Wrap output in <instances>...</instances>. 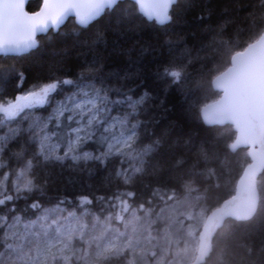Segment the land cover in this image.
<instances>
[{"label":"trees","instance_id":"1","mask_svg":"<svg viewBox=\"0 0 264 264\" xmlns=\"http://www.w3.org/2000/svg\"><path fill=\"white\" fill-rule=\"evenodd\" d=\"M41 3L31 0L27 9L36 11ZM128 7L125 0L106 10L87 31L70 18L57 32L41 35L36 49L0 56V264L27 263L23 253H14L12 242L18 237L8 232L10 227L46 212L64 216L66 210L73 213L83 208L89 222L97 212L106 214L112 209L125 220L133 210L139 215L133 225L137 221L141 229L151 227L156 234H165L154 250L130 253L121 249L99 256L97 246L88 245L75 257L60 255L53 263L43 264H176L174 252L181 247L183 235L169 216L178 208H190L192 201L206 218L234 195L251 161L247 149L230 150L236 136L233 127L207 125L201 108L220 96L212 79L229 66L235 52L263 32L264 0H197L187 11L185 0H178L171 9L174 20L170 25L157 27L153 22L148 26L145 22L138 33L129 30ZM78 31L81 36L74 37ZM97 31L107 37L106 45L96 49L104 63L98 73L72 87L61 83L43 104L36 102L27 112H15L13 104L24 100L40 80L49 78L50 64L52 72H62L59 62L64 57V65L74 72L85 60L92 61L93 51L76 41L91 39ZM65 46L70 48L67 55L60 51ZM165 64L170 65L169 73L179 72L178 82L160 72ZM17 71L26 73L21 86L16 84ZM81 87L103 93L106 111L102 115L118 114L126 130L134 133L132 138L122 150L107 149L98 125L99 137L86 144L88 156L67 154L64 144L57 153H48L44 147L41 152L39 124L53 112L57 101ZM145 90L150 95L138 103ZM61 131L64 134L65 129ZM21 175L25 181L17 189ZM258 191L253 217L245 221L227 218L204 264H264V171ZM169 230L179 237L162 254ZM183 255L188 264L195 258L188 249Z\"/></svg>","mask_w":264,"mask_h":264},{"label":"rangeland","instance_id":"2","mask_svg":"<svg viewBox=\"0 0 264 264\" xmlns=\"http://www.w3.org/2000/svg\"><path fill=\"white\" fill-rule=\"evenodd\" d=\"M34 92L35 88L26 93L27 96H24V100L13 104L16 108L15 112L22 110L27 112L36 104L37 97L30 95ZM101 94L103 93L95 89L81 87L61 101H57L53 112L47 115L43 122L41 121V125L39 124L41 132L37 136L43 143L46 152L57 153L60 146L64 144V152L67 154L88 156L90 153L86 144L99 137L98 125L102 126L101 135L105 138L107 149H124L133 136V132L126 130V125L118 118V114L116 116L102 115L106 110L103 111L102 108L105 96ZM63 128L65 132L60 134ZM24 181L25 179L21 175L15 188H22ZM190 202V208H178L175 215L169 216L178 224L183 235L181 247L178 252H174L177 256L176 264H188L184 259L185 255H183L185 249H188L191 258L196 255L199 226L202 225L205 218L202 210L195 209L194 203ZM66 211L68 212L64 216L52 214L55 211L46 212L44 216L36 220L19 227H10L8 232L18 237L12 242L14 253H23V257H26V264L53 263L55 257L60 255L75 257L88 245H91L92 248L97 246L96 254L99 256L121 252V249H129L130 253L141 249H158L159 239L165 234L158 235L151 227L141 229L140 226H137V221L135 222L136 226L133 225V219L137 216V220L139 217L133 210H130L125 216L127 218L125 220L114 214L115 211L112 209L106 214L97 212L93 222L88 221L86 216L88 212L85 213L84 211L87 210L84 208L73 213L71 210ZM154 219L156 218L154 217ZM116 220L122 221L118 223ZM166 235L168 241H165L166 245L160 250L162 254H167L174 238L179 237L176 232L171 230L166 232ZM30 249L34 252L31 253ZM171 259L175 260V256Z\"/></svg>","mask_w":264,"mask_h":264},{"label":"water","instance_id":"3","mask_svg":"<svg viewBox=\"0 0 264 264\" xmlns=\"http://www.w3.org/2000/svg\"><path fill=\"white\" fill-rule=\"evenodd\" d=\"M40 9L39 16L29 15L15 6L14 0H0V55H21L36 49L39 36L51 30L57 32L70 18L79 24L80 13L85 10L83 0H53L50 8L41 4ZM106 9H110L107 4L90 24ZM32 40L38 42L29 48ZM212 85L221 95L201 108L204 122L232 125L236 137L230 150L235 153L248 148L251 162L237 182L235 194L207 215L191 264L205 263L227 218L247 220L259 203L258 178L264 170V30L256 40L232 55L230 65L212 79Z\"/></svg>","mask_w":264,"mask_h":264},{"label":"snow or ice","instance_id":"4","mask_svg":"<svg viewBox=\"0 0 264 264\" xmlns=\"http://www.w3.org/2000/svg\"><path fill=\"white\" fill-rule=\"evenodd\" d=\"M178 0H128L129 7L127 12L129 14L128 18L132 20L129 30L136 31L137 33L142 31L145 27V22L148 26H151L153 22L157 27H167L170 25L174 16L170 12V7L176 4ZM15 6L19 7L23 12L28 13L29 15L39 16L41 13V9L38 8L35 13L30 12L27 9L28 0H14ZM53 0H42V7L48 6L51 7ZM123 0H83L84 11L80 13L79 17V25L86 26L81 28L83 31H87L90 26L91 20L95 17L100 16V13L104 11L105 4L111 9L113 6H121ZM187 9L193 8L196 6L197 0H185ZM135 10V14L133 12ZM208 15H211V11H208ZM200 19H203L201 15ZM55 22V18H54ZM167 22V23H165ZM81 36V31L75 32L74 37L79 38ZM184 37H182L183 39ZM37 40H32L30 44H28L29 48H33L34 45L37 44ZM76 42L81 43L87 47L88 50L93 51V60L83 62L82 67H78L74 72L67 66L64 65V57H61L60 60V68L63 70L62 72L58 69L56 72H52V65H49V78L42 79L38 82V85H35V92L30 93V95H35L37 97V102L43 104L45 99L47 98L50 92H54L57 90L58 85L63 83L65 86L72 87L78 81H86L89 78L90 74L98 73L103 67V58L96 53V49L101 44L106 45L107 37L104 32L97 31L95 36L91 39L85 38L83 40H77ZM56 51V49H53ZM65 55L70 51L68 46L60 49ZM129 51H131L129 49ZM78 55H83V53H78ZM169 64H165L161 67L160 72L164 75H171L177 78V82L179 80V72L172 71L169 73ZM16 84L17 86H21L23 84L24 79H26V73L23 71H17L16 73ZM94 79V77H93ZM130 92V90H129ZM150 93L148 91H144L142 95L138 98V103H142L146 97H148ZM129 99L131 97L129 96ZM43 150V143H41V152ZM87 155V153H85ZM48 157L45 156L44 159Z\"/></svg>","mask_w":264,"mask_h":264}]
</instances>
